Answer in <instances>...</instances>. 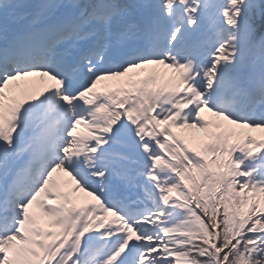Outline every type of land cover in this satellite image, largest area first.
<instances>
[{
  "label": "snow or ice",
  "instance_id": "1",
  "mask_svg": "<svg viewBox=\"0 0 264 264\" xmlns=\"http://www.w3.org/2000/svg\"><path fill=\"white\" fill-rule=\"evenodd\" d=\"M186 11L0 0V264L264 257V94L215 107L160 24Z\"/></svg>",
  "mask_w": 264,
  "mask_h": 264
},
{
  "label": "rangeland",
  "instance_id": "2",
  "mask_svg": "<svg viewBox=\"0 0 264 264\" xmlns=\"http://www.w3.org/2000/svg\"><path fill=\"white\" fill-rule=\"evenodd\" d=\"M217 0H195V2L189 4L190 7L193 8V18L188 20L184 14H181L179 16L173 15L171 17H167L166 22L169 31L173 28H178L179 32L177 33L179 39L176 41V43H181L182 47L187 49V53L189 56V59L187 60V64L190 68V62L192 60V55H194V52L192 50L188 51V46H193V39H195L196 34L198 33L199 29L205 27V26H211V22L209 21V18L213 14L215 9V2ZM175 3V0H173V4ZM185 6H186V0H184ZM170 8L173 7V5H169ZM241 12H238V15H240ZM224 17V8H221L218 16L215 18L214 25H218L219 21L222 20ZM226 17V16H225ZM231 18L235 19V17L231 16ZM246 23V21L244 22ZM195 25V30L192 33L190 27ZM252 26V24H250ZM213 28V27H212ZM210 28L209 31H212L213 29ZM238 32V36H240L238 39H240L241 43H245V38L242 35L241 32ZM207 44L211 45L212 49L207 52L206 61L209 62V68H208V75H212V69L215 67L216 69V76H223L224 81L223 82H217L219 85V88L216 90L213 96L214 98L219 96L218 101H220L219 106L217 104H214L215 107H221L219 110L228 112L229 114H234L237 116H241V111H239L241 105L245 102L246 98H250V94L247 95L244 93V90H236L242 84L244 81L248 78L249 73L252 71H261L264 75V49L261 46L262 39L260 38L258 42H255L253 45V48L249 51H247L246 48H242L240 53L238 54H231L226 55V52H230L232 49L235 48L236 43L226 41L223 45V54L228 56L229 59L232 60L234 65L238 67V71L231 77L224 74V65H215V60L220 58V46L221 41L219 42L220 35L219 33H215L210 37V34H207ZM193 41V42H191ZM181 62L184 64L186 63L185 60L181 59ZM189 74V73H188ZM190 75V74H189ZM23 85H21L20 89H17V91L22 90ZM234 91V92H233ZM240 105V107H239ZM203 134V133H201ZM263 174L262 172L259 173V175Z\"/></svg>",
  "mask_w": 264,
  "mask_h": 264
},
{
  "label": "trees",
  "instance_id": "3",
  "mask_svg": "<svg viewBox=\"0 0 264 264\" xmlns=\"http://www.w3.org/2000/svg\"><path fill=\"white\" fill-rule=\"evenodd\" d=\"M233 5L239 7L238 9L244 10L247 5H245V0H237ZM261 5V6H260ZM248 21L256 29L257 34L264 31V0H257V6L247 9L245 14Z\"/></svg>",
  "mask_w": 264,
  "mask_h": 264
},
{
  "label": "clouds",
  "instance_id": "4",
  "mask_svg": "<svg viewBox=\"0 0 264 264\" xmlns=\"http://www.w3.org/2000/svg\"><path fill=\"white\" fill-rule=\"evenodd\" d=\"M253 264H264V257H256Z\"/></svg>",
  "mask_w": 264,
  "mask_h": 264
},
{
  "label": "bare ground",
  "instance_id": "5",
  "mask_svg": "<svg viewBox=\"0 0 264 264\" xmlns=\"http://www.w3.org/2000/svg\"><path fill=\"white\" fill-rule=\"evenodd\" d=\"M215 100V99H214Z\"/></svg>",
  "mask_w": 264,
  "mask_h": 264
}]
</instances>
